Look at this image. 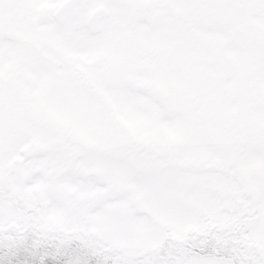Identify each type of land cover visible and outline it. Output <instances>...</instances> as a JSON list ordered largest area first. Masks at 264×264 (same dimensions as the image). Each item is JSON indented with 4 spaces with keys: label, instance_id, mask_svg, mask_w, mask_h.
<instances>
[{
    "label": "snow or ice",
    "instance_id": "6c2138e0",
    "mask_svg": "<svg viewBox=\"0 0 264 264\" xmlns=\"http://www.w3.org/2000/svg\"><path fill=\"white\" fill-rule=\"evenodd\" d=\"M0 264H264V0H0Z\"/></svg>",
    "mask_w": 264,
    "mask_h": 264
}]
</instances>
